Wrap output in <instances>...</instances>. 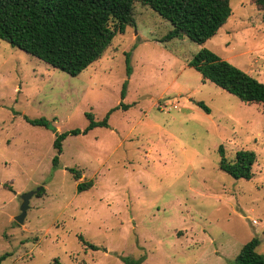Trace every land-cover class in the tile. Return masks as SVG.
Segmentation results:
<instances>
[{"label":"rangeland","instance_id":"obj_1","mask_svg":"<svg viewBox=\"0 0 264 264\" xmlns=\"http://www.w3.org/2000/svg\"><path fill=\"white\" fill-rule=\"evenodd\" d=\"M231 4L204 44L163 41L172 24L137 4L136 26L77 76L0 39V264H234L254 236L264 254V105L190 64L206 47L264 82L263 11L253 0ZM118 106L107 126L68 135L53 165L56 133ZM41 118L47 125L27 120ZM221 145L228 159L256 152L251 179L220 168ZM38 187L19 223L22 194Z\"/></svg>","mask_w":264,"mask_h":264},{"label":"trees","instance_id":"obj_2","mask_svg":"<svg viewBox=\"0 0 264 264\" xmlns=\"http://www.w3.org/2000/svg\"><path fill=\"white\" fill-rule=\"evenodd\" d=\"M263 11L264 0H253ZM151 7L172 24L163 41L188 37L204 44L218 33L232 14L231 0H0V39L12 46L59 68L72 76H77L89 65L100 59L117 34L126 32L128 26H136L135 6ZM128 74L130 53L126 52ZM190 64L208 79L224 90L236 95L247 103L264 105V82L249 72L222 58L216 52L202 47ZM127 81L124 82L121 97L124 98ZM197 105L205 112L210 108L203 101ZM123 108L127 107L123 102ZM95 121L88 113L89 124L84 129H73L56 133L54 147L58 155L53 158L56 167L59 154L63 151V141L70 134L87 133L96 126H107L108 116ZM32 124L47 125L45 118L27 119ZM220 168L234 178L251 179L253 166L257 160L254 150L240 149L235 157L228 159L225 148L220 146ZM78 180L81 172L70 169ZM93 181L78 183V192L89 189ZM44 188L38 192L40 196ZM262 240L258 236L247 241L234 259V264H264V254L257 247ZM92 248L98 249L96 245ZM0 256V263L6 257ZM144 257L135 259L122 256L125 264H141Z\"/></svg>","mask_w":264,"mask_h":264},{"label":"water","instance_id":"obj_3","mask_svg":"<svg viewBox=\"0 0 264 264\" xmlns=\"http://www.w3.org/2000/svg\"><path fill=\"white\" fill-rule=\"evenodd\" d=\"M41 187H38L37 189L28 191L26 193L22 194V205H21V213L19 215L16 216V220L19 223H23L25 221L26 215H27V210L29 208V203H30V199L31 197L36 194Z\"/></svg>","mask_w":264,"mask_h":264},{"label":"built area","instance_id":"obj_4","mask_svg":"<svg viewBox=\"0 0 264 264\" xmlns=\"http://www.w3.org/2000/svg\"><path fill=\"white\" fill-rule=\"evenodd\" d=\"M253 222H254V223H257V221H256V220H254Z\"/></svg>","mask_w":264,"mask_h":264}]
</instances>
